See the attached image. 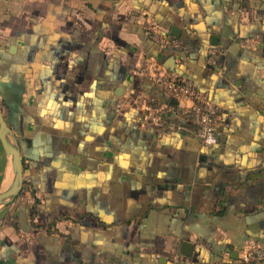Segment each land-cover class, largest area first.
I'll return each instance as SVG.
<instances>
[{"label": "crops", "instance_id": "crops-1", "mask_svg": "<svg viewBox=\"0 0 264 264\" xmlns=\"http://www.w3.org/2000/svg\"><path fill=\"white\" fill-rule=\"evenodd\" d=\"M143 55L221 107L216 145L144 120ZM0 99V264H264V0H0Z\"/></svg>", "mask_w": 264, "mask_h": 264}, {"label": "built area", "instance_id": "built-area-1", "mask_svg": "<svg viewBox=\"0 0 264 264\" xmlns=\"http://www.w3.org/2000/svg\"><path fill=\"white\" fill-rule=\"evenodd\" d=\"M146 30L162 48L183 49V44L178 39L168 36L163 28L147 24ZM250 41L252 39H246L247 43ZM218 55L217 50L210 51L212 60ZM137 71L168 96L166 101L144 95L135 100L146 122L167 123L176 130L197 137L205 146H214L218 143V125L222 118V110L209 93L198 89L193 81L172 74L152 56L143 55ZM171 99L175 100L174 104L170 102ZM2 107L3 102L0 99V108ZM175 260H178V256H175ZM240 261L264 262V243L246 244Z\"/></svg>", "mask_w": 264, "mask_h": 264}, {"label": "water", "instance_id": "water-1", "mask_svg": "<svg viewBox=\"0 0 264 264\" xmlns=\"http://www.w3.org/2000/svg\"><path fill=\"white\" fill-rule=\"evenodd\" d=\"M170 102L174 104L175 100L171 99ZM0 140L2 145L11 157L13 168V179L10 186L0 192V208L5 206L19 196L24 184V161L21 155L17 137L11 127L8 125L2 110L0 109Z\"/></svg>", "mask_w": 264, "mask_h": 264}, {"label": "bare ground", "instance_id": "bare-ground-1", "mask_svg": "<svg viewBox=\"0 0 264 264\" xmlns=\"http://www.w3.org/2000/svg\"><path fill=\"white\" fill-rule=\"evenodd\" d=\"M12 171H11V173H10V171H7V174H6V178H5V180L3 181V185L5 186V187H7L8 188V185L10 184V182H11V180H12ZM8 183V184H7ZM6 188V189H7ZM5 189V190H6Z\"/></svg>", "mask_w": 264, "mask_h": 264}, {"label": "rangeland", "instance_id": "rangeland-1", "mask_svg": "<svg viewBox=\"0 0 264 264\" xmlns=\"http://www.w3.org/2000/svg\"><path fill=\"white\" fill-rule=\"evenodd\" d=\"M9 171V170H8ZM7 174V173H6ZM6 174H5V177L3 178V180L2 181H4L5 180V178H6ZM4 184V183H3ZM8 184V183H7ZM4 186V185H3Z\"/></svg>", "mask_w": 264, "mask_h": 264}]
</instances>
